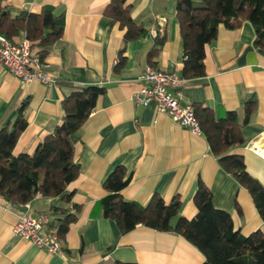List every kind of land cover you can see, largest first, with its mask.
I'll return each mask as SVG.
<instances>
[{
	"label": "crops",
	"instance_id": "obj_1",
	"mask_svg": "<svg viewBox=\"0 0 264 264\" xmlns=\"http://www.w3.org/2000/svg\"><path fill=\"white\" fill-rule=\"evenodd\" d=\"M15 8L38 11L50 5L63 13L62 36L49 49L45 69L52 83H20L0 65V127L12 126L18 108L26 101V127L12 152L32 153L43 136L60 122V100L68 93L66 80L79 85H102L104 93L85 119L73 145L78 177L68 186L71 201L60 196L35 195L14 205L0 196V264H200L201 252L173 231L139 224L120 233L110 218L102 216L101 199L107 194L103 181L117 165L126 169L128 183L119 191L125 200L145 205L153 194L165 202L180 200L178 215L193 217V193L198 183L209 188L216 208L230 213L233 225L247 235L264 231L253 199L245 187L226 172L211 152L205 136L159 112L153 103L136 104L132 93L142 85L140 74L148 64L147 53L157 34L164 42L153 58L156 67L179 74L182 41L176 19L177 0H128L131 17L146 34L125 45L126 61L114 70L123 45V29L103 14L108 0H1ZM22 35L16 36L18 40ZM249 21L236 28L219 25L206 44L204 74L169 87L179 93L181 104L202 103L216 118L234 110L245 142L228 152L243 156L246 170L264 186V47L254 44ZM253 98L255 109L243 123L244 103ZM79 205L77 219L60 240V251L48 253L13 235L19 214L48 213L53 206ZM176 217L172 219L174 223Z\"/></svg>",
	"mask_w": 264,
	"mask_h": 264
},
{
	"label": "trees",
	"instance_id": "obj_2",
	"mask_svg": "<svg viewBox=\"0 0 264 264\" xmlns=\"http://www.w3.org/2000/svg\"><path fill=\"white\" fill-rule=\"evenodd\" d=\"M128 0H108L103 14L123 29V45L118 51L114 70H120L126 61L127 42L146 34V29L131 17ZM176 19L182 41V63L179 75L191 79L204 74L205 47L215 38L219 25L236 28L249 21L255 30L254 44L264 47V0H177ZM64 28L63 13L56 14L50 5L33 11L12 7L0 0V33L15 42L22 32L30 42L31 54L38 55L45 64L50 47L60 39ZM165 36L157 34L147 53L148 64L160 50ZM69 88L60 100L61 120L45 134L32 153L12 152L19 134L26 127L23 101L12 126L0 127V196L14 205L25 204L35 195L60 196L70 202L73 191L68 186L79 175V164L74 157L73 145L78 131L104 93L102 85H79L65 81ZM256 102L244 103L245 123ZM202 134L220 166L246 188L264 226V186L246 170L243 156L230 153L234 145L245 140L234 110L216 118L202 103L192 104ZM129 181L126 169L117 165L106 175L103 186L107 194L101 199L102 216L110 218L120 233L142 224L160 231H173L192 243L203 255L200 264H264V231L257 229L247 235L233 225L230 213L216 208L208 187L198 183L193 193L197 212L187 218L178 215L180 200L174 197L165 202L153 194L145 205L125 200L119 194ZM53 206L49 209L47 227L54 228L60 240L72 222L77 219L79 205ZM176 217L174 223L172 219ZM115 264H137L115 261Z\"/></svg>",
	"mask_w": 264,
	"mask_h": 264
},
{
	"label": "built area",
	"instance_id": "obj_3",
	"mask_svg": "<svg viewBox=\"0 0 264 264\" xmlns=\"http://www.w3.org/2000/svg\"><path fill=\"white\" fill-rule=\"evenodd\" d=\"M0 65L22 84L32 81L48 84L54 81L46 72L45 64L40 61L38 55L31 54L30 42L24 33L15 42L0 33ZM140 80L142 85L132 93L136 104L146 106L153 103L159 112L167 114L172 121L189 129L191 133H202L193 106L189 103L181 104L179 93L169 91L170 86L182 81L178 73L166 72L146 64L140 74ZM255 152L261 154L258 148H255ZM48 220V214L44 212L36 216L19 214L12 227V233L48 253L59 252L60 238L54 228L47 227Z\"/></svg>",
	"mask_w": 264,
	"mask_h": 264
},
{
	"label": "bare ground",
	"instance_id": "obj_4",
	"mask_svg": "<svg viewBox=\"0 0 264 264\" xmlns=\"http://www.w3.org/2000/svg\"><path fill=\"white\" fill-rule=\"evenodd\" d=\"M260 151V153L262 152V154L264 155V149L261 151V150H259Z\"/></svg>",
	"mask_w": 264,
	"mask_h": 264
}]
</instances>
